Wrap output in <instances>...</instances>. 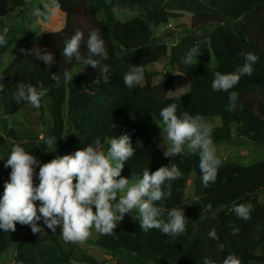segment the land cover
Here are the masks:
<instances>
[{
	"label": "trees",
	"instance_id": "obj_1",
	"mask_svg": "<svg viewBox=\"0 0 264 264\" xmlns=\"http://www.w3.org/2000/svg\"><path fill=\"white\" fill-rule=\"evenodd\" d=\"M166 0H58L59 10L65 14V27L60 32L39 35L27 42L25 50L47 49L53 54L51 68L43 61L23 53L17 57L0 75L3 91L5 117L17 115L26 102L17 104L12 94L17 83L38 87L42 82L49 93L42 98L41 106L50 100L53 128L46 136L57 139V151L63 156L83 149L96 137L101 138V147L114 136L127 133L135 147L140 142L135 155L125 162L122 176L130 179V184L142 178L143 171H156L161 166L175 164L183 173L172 182V195L163 202L165 213L172 208H184L186 232L174 239L167 234L152 229L144 232L139 220L126 233L115 229L112 235H100L95 245L106 254L128 260L132 264H204L205 258L213 264H224L229 257L238 259L239 264H264V204L260 193L264 190V161L250 166L238 164L220 165L215 183L204 187L199 168V155L165 158L156 145L153 135L163 127L160 110L176 104L177 114L188 112L200 118H221L222 125L211 129L215 145L229 142L264 145V0H178V6L171 9L164 5ZM28 0H0V30L8 29L5 47L0 55L7 53L17 43L20 33L5 25V18L22 19ZM117 9L134 10L136 17L121 22L116 17ZM79 12L87 15L92 30H98L108 52L110 66L108 84L98 78V71L75 61L67 63L61 56L64 43L76 31L88 34L80 25ZM190 14L191 34L170 50L167 45L155 43V33L161 25H169L172 20ZM218 29L210 34L198 36L207 27ZM199 46L201 55L191 66L182 61L193 46ZM81 54L87 49L82 42ZM35 52V49H34ZM253 52L259 59L251 76H243L231 90L239 94L236 107L227 110V92H214V73H232L242 66L241 53ZM169 58V66L193 82L190 93L182 98H165L161 91L174 84L173 75L162 78L161 85L154 87V79L159 72H149L147 68L162 59ZM214 63L216 66L214 67ZM132 65L141 66L146 86L128 89L124 84V74ZM81 69L73 81L63 82L64 72L70 75ZM57 73L61 78L59 87L51 76ZM68 115L65 117V109ZM3 127H6L4 123ZM14 142L4 154L7 159L11 148L20 144L30 154L38 153L45 146L34 145L37 135L20 133L11 129L6 134ZM51 151H54L51 149ZM5 161V160H4ZM11 168H6L9 181ZM192 174L195 175L194 193L186 197V190ZM76 181L74 180V183ZM38 183V181H36ZM211 204L212 209L207 210ZM238 204L252 206L251 218H238L233 207ZM157 206L160 203L157 202ZM204 209V210H203ZM40 233H33L27 225L17 223L15 261L21 264H77L76 252L66 246L58 233L43 226ZM215 230L218 239H211L209 232ZM14 232L0 230V256L6 254L13 242ZM223 245L221 249L219 246ZM85 264H100L95 258L83 254Z\"/></svg>",
	"mask_w": 264,
	"mask_h": 264
},
{
	"label": "clouds",
	"instance_id": "obj_2",
	"mask_svg": "<svg viewBox=\"0 0 264 264\" xmlns=\"http://www.w3.org/2000/svg\"><path fill=\"white\" fill-rule=\"evenodd\" d=\"M58 0H49L44 5L49 16L56 14L59 9ZM36 17L44 13L40 8L34 9ZM8 29L0 30V48L7 45ZM82 42L87 49V55L81 54ZM35 49V52H34ZM25 55L43 61L51 68L54 61L53 54L47 49L39 47L31 50L21 49ZM200 47L193 46L183 58L185 65L191 66L201 55ZM244 63L232 73H214L212 90L227 92L228 111L234 110L239 94L231 91L243 76H251L254 65L259 57L253 52L241 53ZM67 63L75 61L83 65V69L91 66L98 71L95 82L103 80L110 82V66L103 61L108 60V52L104 40L98 30L88 34L86 42L84 34L76 31L64 43L61 52ZM72 75L64 72L63 82L73 81ZM53 86L61 85V78L53 73ZM144 72L141 66L132 65L124 74V84L128 89L141 85ZM3 85H0V92ZM49 93V88L41 82L38 87L31 84L17 83L12 94L13 100L20 104L26 102L32 108H40L42 98ZM176 104H171L160 110L159 116L164 125L167 144L158 147L165 158L183 156L186 154L199 155V168L204 187L215 183L221 159L217 155V148L212 139V132L199 116H192L188 112L177 114ZM42 142L48 149L47 153L57 151V139L53 135L42 136ZM142 147L137 142L134 147L131 136L127 133L110 139L107 150H102L101 138L96 137L83 149L63 156L56 155L51 161L42 163L35 155L30 154L20 144L12 146L10 154L5 160L4 167L11 168L9 181L4 184V192L0 195V230L4 233L14 232L16 225H27L33 233H40L43 226L56 233L60 227V234L65 242L82 243L95 230L100 235H112L117 225L126 214L137 213L139 227L142 231L156 229L174 239L186 232L184 208H172L165 213L163 202L172 195V182L183 175L175 164L161 166L156 171L145 169L142 178L130 185V179L121 175L125 162H128ZM38 169V171H37ZM74 180L76 181L74 183ZM38 181V183H36ZM157 202L160 206H157ZM95 209V211L93 210ZM212 205L207 206L211 210ZM204 210V209H203ZM252 206L238 204L233 207L235 215L247 221L251 218ZM211 239H218L215 230L209 232ZM221 249L223 245L219 246ZM204 264H213L205 258ZM224 264H239L238 259L229 256Z\"/></svg>",
	"mask_w": 264,
	"mask_h": 264
},
{
	"label": "rangeland",
	"instance_id": "obj_3",
	"mask_svg": "<svg viewBox=\"0 0 264 264\" xmlns=\"http://www.w3.org/2000/svg\"><path fill=\"white\" fill-rule=\"evenodd\" d=\"M177 2L178 0H166L164 5L171 9H175L178 6ZM47 3H49V0H28L24 10V17L22 19L10 17L3 20L6 26L17 30L20 33V37H18L17 43L12 49L3 55H0V75L17 57L24 53L21 52V49H26L28 41L32 42L42 34L60 32L65 27V14L58 9L55 15L49 16L44 8V5ZM36 8H40L44 15L41 17L34 16L32 13ZM116 17L121 22H127L133 20L136 17V13L134 10L130 9H117ZM191 18L192 16L190 14H184L182 18L172 20L169 24L170 27L167 25H161L155 33V43L158 45H167L170 50L173 46L177 45L185 37L191 34ZM78 19L86 33L92 31V26L87 15L79 12ZM217 29L216 26L207 27L203 31L197 33V35L209 36ZM169 61V58L162 59L157 64L148 67L147 71L160 73V76L153 81L155 88L159 86L163 77L173 75L174 84L170 88L166 87L167 90L161 91V93L165 98H182L190 93L194 84L188 78L182 76L176 69L170 67ZM215 66L216 63H214V67ZM79 72H81V69L74 70L70 75L76 77ZM142 85L146 86L145 79H143ZM50 106V100H46V102H44L38 109L32 108L31 105H26L17 115L5 117L3 112V100L0 96V158L4 159L5 152L8 151L9 147L14 142L12 138L6 136L7 132L11 129L20 133L30 132L36 134L38 139L34 141L35 146H39L43 143L41 137L46 136V134L53 128V117L50 111ZM64 113L65 117H67V107ZM201 121L210 129H215L222 125L221 118H201ZM4 123H6V127H3ZM159 126L160 130L153 135V139L157 146L161 143L167 144L166 133L163 131L164 127L161 124H159ZM108 143L109 140L106 141L102 150H107ZM216 148L217 155L221 159V165L233 163L247 167L264 161V145L229 142L216 145ZM50 151L51 149L44 146L42 150L33 155H35L42 163H47L57 155L54 153H47ZM2 159H0V185L6 179V168L4 167L5 161ZM194 180L195 175L192 174L186 190L187 198L194 193ZM0 195H2L1 188ZM260 202L264 204V190L260 193ZM93 210L95 211V209ZM138 220L139 216L137 213H133V215L126 214L124 219L117 225L118 232L126 233L130 226ZM57 233L63 244L66 246H72L76 252V259L74 262L77 264H85L80 258L83 254L92 256L100 264H132L128 260L114 258L99 249L95 243L98 241L100 234L96 233L94 229L91 230L90 237L82 243L65 242L60 234L59 226L57 227ZM16 235L17 230L14 231V244L6 254L0 256V264H21L15 261Z\"/></svg>",
	"mask_w": 264,
	"mask_h": 264
},
{
	"label": "built area",
	"instance_id": "obj_4",
	"mask_svg": "<svg viewBox=\"0 0 264 264\" xmlns=\"http://www.w3.org/2000/svg\"><path fill=\"white\" fill-rule=\"evenodd\" d=\"M168 27H170V25H168Z\"/></svg>",
	"mask_w": 264,
	"mask_h": 264
}]
</instances>
